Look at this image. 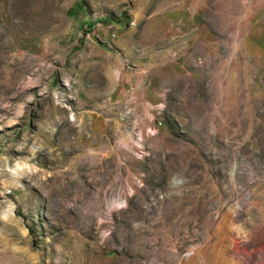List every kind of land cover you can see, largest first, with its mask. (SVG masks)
Returning <instances> with one entry per match:
<instances>
[{
	"label": "rangeland",
	"instance_id": "obj_1",
	"mask_svg": "<svg viewBox=\"0 0 264 264\" xmlns=\"http://www.w3.org/2000/svg\"><path fill=\"white\" fill-rule=\"evenodd\" d=\"M0 264H264V0H0Z\"/></svg>",
	"mask_w": 264,
	"mask_h": 264
}]
</instances>
